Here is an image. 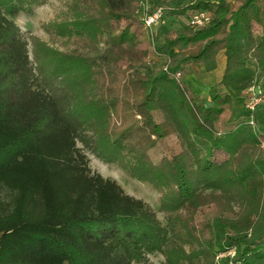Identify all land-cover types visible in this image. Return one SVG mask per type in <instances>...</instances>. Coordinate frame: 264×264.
I'll use <instances>...</instances> for the list:
<instances>
[{"label":"trees","instance_id":"trees-1","mask_svg":"<svg viewBox=\"0 0 264 264\" xmlns=\"http://www.w3.org/2000/svg\"><path fill=\"white\" fill-rule=\"evenodd\" d=\"M45 1L0 0V264H216L233 247L222 264H264V105L255 124L246 109L222 118L264 86V0H150L210 13L154 34L146 0H71L51 23L67 49L15 20ZM221 51L226 92L207 103L180 75ZM171 135L181 150L154 160ZM86 150L158 191L166 224Z\"/></svg>","mask_w":264,"mask_h":264},{"label":"rangeland","instance_id":"rangeland-1","mask_svg":"<svg viewBox=\"0 0 264 264\" xmlns=\"http://www.w3.org/2000/svg\"><path fill=\"white\" fill-rule=\"evenodd\" d=\"M71 0H46L41 4L34 5L32 13L21 12L15 20L28 37L35 36L40 40L47 42L49 45L67 49L69 45L64 44V40L56 36L55 28L51 26L54 21L61 20L65 13H68V7ZM145 2V1H144ZM143 2V3H144ZM143 3L138 9L140 17H142ZM142 20V19H141ZM187 16L176 17L170 13L166 15V22L158 29L167 31L170 29H177L186 24ZM50 26V28H49ZM31 58L35 61L33 55V45L29 44ZM223 53H219L217 58L207 63L206 65L189 64L185 66L184 72L180 75L181 78L187 81L190 90L197 93L207 103L212 102V96L216 93L226 92V88L220 84V79L224 71L225 61L222 59ZM153 58H155L153 56ZM222 60V61H221ZM246 91H243L245 95ZM245 98V97H244ZM246 111L243 106V97L233 100L231 106L227 108L223 115V120L232 116H243ZM79 145L81 143L79 142ZM181 150V142L175 135L167 137L164 141L158 143L151 149V155L154 160L158 161L163 155L171 156ZM89 157V164L92 170L100 172L105 177H111L121 186L124 190L136 197L142 198L147 201L154 210L156 209L157 216L166 224L165 213L159 210V196L160 193L154 190L149 184L139 181L129 176L123 169L118 167L115 163L106 162L101 157L95 155L90 150H86ZM205 209L207 207H204ZM236 254L235 247L220 250L215 255L216 264H222L224 258L234 257ZM148 262H139L134 264H161L165 259L164 255L160 252L149 254Z\"/></svg>","mask_w":264,"mask_h":264},{"label":"built area","instance_id":"built-area-1","mask_svg":"<svg viewBox=\"0 0 264 264\" xmlns=\"http://www.w3.org/2000/svg\"><path fill=\"white\" fill-rule=\"evenodd\" d=\"M169 1V0H161ZM142 23L145 29L154 34L157 27L166 21L165 8L162 5H153L150 0L143 3ZM210 20V13L207 10H199L190 13L188 24L192 26L204 25ZM244 107L249 115V122L255 124L254 113L256 109L264 105V86L261 82H256L245 89Z\"/></svg>","mask_w":264,"mask_h":264},{"label":"crops","instance_id":"crops-1","mask_svg":"<svg viewBox=\"0 0 264 264\" xmlns=\"http://www.w3.org/2000/svg\"><path fill=\"white\" fill-rule=\"evenodd\" d=\"M210 1H217L218 2V0H210ZM177 18L179 17V16H176ZM188 22V16H187V20H186V23ZM220 53H223V55H222V59L223 60H225V55H224V52L223 51H221ZM222 61V60H221ZM196 65H199V64H196ZM225 66V65H224Z\"/></svg>","mask_w":264,"mask_h":264}]
</instances>
